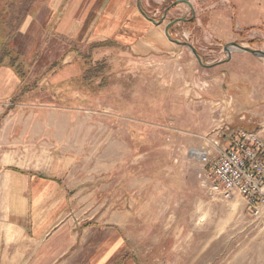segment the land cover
Listing matches in <instances>:
<instances>
[{"label": "rangeland", "instance_id": "obj_1", "mask_svg": "<svg viewBox=\"0 0 264 264\" xmlns=\"http://www.w3.org/2000/svg\"><path fill=\"white\" fill-rule=\"evenodd\" d=\"M46 1H34L38 23L49 18L41 11ZM7 4L0 0V8ZM164 12L150 9L146 15L162 23L187 15L190 35L184 36L183 28L168 35L190 44L200 61L186 46H180V55L137 56L111 42L92 51V61L103 60L105 68L103 79L86 85L71 50L87 54L99 41L62 42L51 29L50 38L42 37L35 25L18 35L15 47L29 64L38 54L25 80L36 89L15 102L79 117V128L87 134L80 137L81 153L69 179L93 181L97 188L95 202L81 205L80 217L104 225L119 213L115 223H125L129 264H264V214L248 216L238 194L223 199L210 192L188 154L190 148L205 147L202 136L216 135L221 148L229 139L226 128H234L238 102L224 92L230 86L227 77L237 79L227 62L243 51L233 49L228 56L224 49L235 43L264 52V0H200L193 12ZM195 20L203 29L193 27ZM3 21L5 28L9 21ZM228 36L226 41L235 42H226ZM6 103L11 100L0 101ZM47 145L37 147L39 156L48 151L40 163L53 161V148ZM103 213L105 220H99Z\"/></svg>", "mask_w": 264, "mask_h": 264}, {"label": "crops", "instance_id": "obj_2", "mask_svg": "<svg viewBox=\"0 0 264 264\" xmlns=\"http://www.w3.org/2000/svg\"><path fill=\"white\" fill-rule=\"evenodd\" d=\"M199 2L48 0L41 11L49 18L42 23H38L37 16L27 18L20 33H28L36 25L42 37L50 38L47 32L51 29L62 42L110 41L137 56L180 55L179 48L184 46L172 36L169 39L165 31L168 27L171 35L183 28L184 36L190 35L192 25L186 24L190 20L185 19L187 15L170 17L162 23L151 20L146 13L150 9L164 14L177 10L186 13L188 9L193 12ZM219 13L225 14L224 10ZM193 27L203 29L198 20ZM252 41L255 45L259 42ZM227 65L234 68L237 79L231 82L227 77L230 86L224 92L238 102L234 128H227L258 132L264 140V63L249 53L236 52ZM21 88L14 73L1 67L0 101L11 103L0 105V264H129L122 237L125 223H115L119 213L111 214L104 225L96 220L85 223L80 217L81 205L95 202L97 188L93 181L69 179L75 171V158L81 153L80 137L87 134L79 128V117L56 115L43 106L15 102L17 96L29 94ZM46 145L53 148L49 164L40 163L48 151L44 149L40 156L37 152V147ZM25 156L31 160L26 162ZM104 216L106 213L99 220H105Z\"/></svg>", "mask_w": 264, "mask_h": 264}, {"label": "built area", "instance_id": "obj_3", "mask_svg": "<svg viewBox=\"0 0 264 264\" xmlns=\"http://www.w3.org/2000/svg\"><path fill=\"white\" fill-rule=\"evenodd\" d=\"M226 130L230 135L223 148L216 135H205L200 137L205 147L190 148L189 157L197 163V177L210 192L223 199L238 194L246 214L260 218L264 214V140L258 132Z\"/></svg>", "mask_w": 264, "mask_h": 264}, {"label": "trees", "instance_id": "obj_4", "mask_svg": "<svg viewBox=\"0 0 264 264\" xmlns=\"http://www.w3.org/2000/svg\"><path fill=\"white\" fill-rule=\"evenodd\" d=\"M34 1L35 0H8L7 6L1 5L0 8V68H8L14 73L21 83L22 92L25 94L36 89V85H27L25 84V80L27 78V72L31 66V62L34 63L36 61L38 54H35L30 64L27 63L25 57L17 52L15 39L20 34L25 20L27 18L35 17V8L33 6ZM3 11L5 12L3 13ZM3 19L9 21L8 26L5 28H3ZM112 45L113 44L111 42L107 41L92 43L87 54H81L74 49L71 50L74 58L78 59V64L81 66L79 79L82 83L86 85L90 84L91 81L96 79V77H101L103 75L102 73L105 68L104 61H92V51Z\"/></svg>", "mask_w": 264, "mask_h": 264}, {"label": "water", "instance_id": "obj_5", "mask_svg": "<svg viewBox=\"0 0 264 264\" xmlns=\"http://www.w3.org/2000/svg\"><path fill=\"white\" fill-rule=\"evenodd\" d=\"M184 2L188 4L187 1H184ZM152 22L155 23L154 21H152ZM165 34L170 39V36L168 35V27L166 28ZM176 43L188 47L194 53V55L198 59V61H200V57L195 54V50L193 49V47L190 44L181 43V42H178V41ZM230 48L237 49V50L243 51V52H248V53H251V54H253V55L257 56V57H260V58L264 59V52L246 49V48L241 47V46H239V45H237L235 43L228 44V45L225 46L224 51L228 54V56L231 54V51H229ZM203 66L208 68V67H212L213 65H209V66L203 65Z\"/></svg>", "mask_w": 264, "mask_h": 264}, {"label": "bare ground", "instance_id": "obj_6", "mask_svg": "<svg viewBox=\"0 0 264 264\" xmlns=\"http://www.w3.org/2000/svg\"><path fill=\"white\" fill-rule=\"evenodd\" d=\"M232 50H233V48H230V49H229V51H232Z\"/></svg>", "mask_w": 264, "mask_h": 264}]
</instances>
